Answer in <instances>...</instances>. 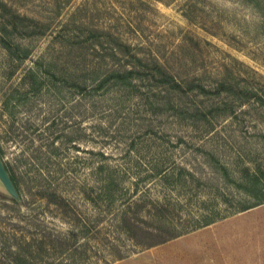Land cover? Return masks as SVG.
<instances>
[{
    "label": "rangeland",
    "instance_id": "1",
    "mask_svg": "<svg viewBox=\"0 0 264 264\" xmlns=\"http://www.w3.org/2000/svg\"><path fill=\"white\" fill-rule=\"evenodd\" d=\"M0 151V264H264V0H0Z\"/></svg>",
    "mask_w": 264,
    "mask_h": 264
},
{
    "label": "crops",
    "instance_id": "2",
    "mask_svg": "<svg viewBox=\"0 0 264 264\" xmlns=\"http://www.w3.org/2000/svg\"><path fill=\"white\" fill-rule=\"evenodd\" d=\"M231 220H233L234 222V220L237 219L221 220L220 222H218V224L233 223L231 222ZM207 226L208 227L203 230H208L207 233H210L211 224ZM222 240L223 237H220L219 235L214 234L207 237V235L201 236L200 234L195 232L193 240L191 241L194 246V264H214L213 262L215 260H221L226 253H230V246H228L227 243ZM201 256H203L202 259L200 258ZM227 256H230L229 258L233 257L230 254H228Z\"/></svg>",
    "mask_w": 264,
    "mask_h": 264
},
{
    "label": "water",
    "instance_id": "3",
    "mask_svg": "<svg viewBox=\"0 0 264 264\" xmlns=\"http://www.w3.org/2000/svg\"><path fill=\"white\" fill-rule=\"evenodd\" d=\"M0 184L10 193L13 197L19 198L20 194L18 188L11 177V174L6 167V164L0 154Z\"/></svg>",
    "mask_w": 264,
    "mask_h": 264
},
{
    "label": "trees",
    "instance_id": "4",
    "mask_svg": "<svg viewBox=\"0 0 264 264\" xmlns=\"http://www.w3.org/2000/svg\"><path fill=\"white\" fill-rule=\"evenodd\" d=\"M0 154H1V151H0ZM6 167L8 168V166L6 165ZM8 170H9V168H8ZM10 172V171H9ZM10 174H11V177H12V179L14 180V182H15V184H16V186H17V180H16V177H15V175L14 174H12L11 172H10ZM17 188H18V186H17ZM13 198V200H15V201H19V199H17V198H15V197H12ZM247 207H249V206H245L244 208H247ZM243 208V209H244ZM0 261H1V257H0Z\"/></svg>",
    "mask_w": 264,
    "mask_h": 264
}]
</instances>
